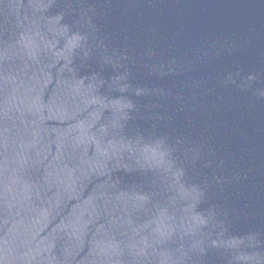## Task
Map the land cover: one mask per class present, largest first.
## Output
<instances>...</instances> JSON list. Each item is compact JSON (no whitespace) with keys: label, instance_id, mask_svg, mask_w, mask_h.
Instances as JSON below:
<instances>
[{"label":"water","instance_id":"1","mask_svg":"<svg viewBox=\"0 0 264 264\" xmlns=\"http://www.w3.org/2000/svg\"><path fill=\"white\" fill-rule=\"evenodd\" d=\"M0 264H264V0H0Z\"/></svg>","mask_w":264,"mask_h":264}]
</instances>
